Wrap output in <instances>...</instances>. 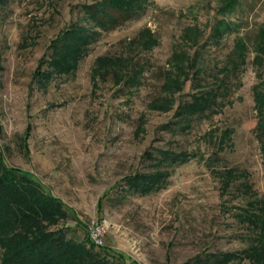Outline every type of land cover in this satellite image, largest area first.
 <instances>
[{
  "label": "rangeland",
  "instance_id": "rangeland-1",
  "mask_svg": "<svg viewBox=\"0 0 264 264\" xmlns=\"http://www.w3.org/2000/svg\"><path fill=\"white\" fill-rule=\"evenodd\" d=\"M101 1L0 0V264H264V0Z\"/></svg>",
  "mask_w": 264,
  "mask_h": 264
},
{
  "label": "trees",
  "instance_id": "trees-1",
  "mask_svg": "<svg viewBox=\"0 0 264 264\" xmlns=\"http://www.w3.org/2000/svg\"><path fill=\"white\" fill-rule=\"evenodd\" d=\"M91 6H92V11H94V14H95L96 18L101 19V20H106L108 18H110V20H111V18L112 19H121V18H126V17L129 16V14L127 12H124V10H122V9L116 7L115 5L111 4L108 0H103L100 3H98V5H95V6L91 5ZM115 13H117V15ZM60 40H63V38L59 37V38L56 39L57 42H59ZM205 108H208V106H206V104L204 105V107L202 109L205 110ZM190 110H192V109H190ZM184 122L185 123L186 122L189 123V121H185V120H184ZM184 127H188V125H186ZM183 159L185 160V157L183 155L164 152L163 154L160 155V160H159L158 166L167 164L168 162L169 163L170 162H176V161L182 162ZM0 162H2V164L4 165L5 171L7 172L8 176H11V175H14V174L15 175H19V176L23 175L24 177L30 179L32 182L38 184V182L32 177V175L21 174V171L19 169H17V168H12V169L9 168L8 169V167L4 164L2 158L0 159ZM160 166L158 167V169L153 170L155 172H151L150 174L143 173L142 175H139L138 177H136L134 180H131L130 183L133 186V188H137L138 184L143 179H146V181H147L146 184H149L150 176H154V177L160 178L158 180V182H153L152 183L153 184V188L158 183L161 184L165 180V178L168 175V173H167L166 170L160 169ZM0 178H4V176L1 175ZM11 183L12 182L10 181L7 184L10 185ZM143 189L144 188H142L141 190H143ZM35 193L36 192H33L34 195H35ZM50 197H52V195H50ZM16 203H19V202H16ZM60 203L63 204V202L61 200H60ZM42 210H44V209H42ZM36 213L37 214H36L35 218H38L40 212L38 211ZM59 235H61V230L60 229L55 230L52 233H47L45 231L40 232L37 235L36 239H40L41 244H39L38 246H36L33 249L34 250L33 251L34 252V256L31 255V252H29V246L31 244V242H30V243H28L29 245L27 244L26 246L23 247L24 251L22 252V255H21L22 258L24 260H29L30 257L31 258L34 257L36 264H57L59 259H61V258L64 259V257H66V255H68V253L63 254V252L59 248V245H57V241H58L57 238H58ZM45 237H47V238H45ZM66 244L69 246L70 250L77 249L76 245L71 240L70 241L67 240ZM66 259L68 260V258H66ZM121 262H122V264H131V263L125 262V261H121Z\"/></svg>",
  "mask_w": 264,
  "mask_h": 264
},
{
  "label": "built area",
  "instance_id": "built-area-1",
  "mask_svg": "<svg viewBox=\"0 0 264 264\" xmlns=\"http://www.w3.org/2000/svg\"><path fill=\"white\" fill-rule=\"evenodd\" d=\"M90 234H92L90 236H91V238H92V240L94 242H98L99 241V239H98V232L96 230H94V231L92 230V232Z\"/></svg>",
  "mask_w": 264,
  "mask_h": 264
}]
</instances>
